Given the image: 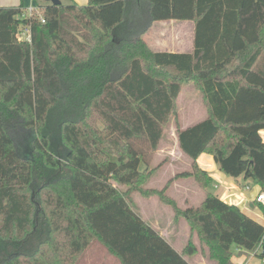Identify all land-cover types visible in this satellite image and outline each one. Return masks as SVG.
<instances>
[{
	"label": "trees",
	"instance_id": "trees-1",
	"mask_svg": "<svg viewBox=\"0 0 264 264\" xmlns=\"http://www.w3.org/2000/svg\"><path fill=\"white\" fill-rule=\"evenodd\" d=\"M23 9L0 6V264H74L94 241L119 264H191L198 253L235 264L258 247L264 259V225L205 191L212 178L196 162L211 154L241 187L264 190V0H71L30 17ZM169 19L193 21L191 51H154L143 39ZM25 26L30 41L16 37ZM189 82L206 111L175 128L189 168L147 188ZM186 178L205 192L180 207L166 191ZM135 195L186 221L180 250L141 217Z\"/></svg>",
	"mask_w": 264,
	"mask_h": 264
},
{
	"label": "rangeland",
	"instance_id": "rangeland-1",
	"mask_svg": "<svg viewBox=\"0 0 264 264\" xmlns=\"http://www.w3.org/2000/svg\"><path fill=\"white\" fill-rule=\"evenodd\" d=\"M39 3H44L47 0H35ZM62 3H68L67 0H60ZM185 29V28H183ZM165 32L167 26L162 24L153 25L149 30L151 34L158 31ZM186 32V31H184ZM178 115L171 119L170 124L167 126L164 137L159 144V148L152 154L151 167L158 166L151 178L145 183L147 188H161L165 182L172 177L176 172L189 168L190 160L179 150L176 143L175 128L177 126L186 127L194 124L206 115L205 108L202 103L201 94L193 87L192 83L183 85L178 97ZM22 155H27V148L20 152ZM159 164V165H157ZM214 181H210L206 186L205 191L213 193ZM180 190V189H179ZM204 190L196 186L192 179L186 178L184 181V191L180 192L176 189L169 188L167 194L177 200L180 207H185L186 204L196 205L202 199ZM181 192L185 195L181 196ZM188 193V195H187ZM189 197V200L184 203L183 197ZM134 200L138 207L141 217L147 221L151 226L156 223L167 225L173 223V213L168 205L159 202L157 197L144 198L139 195L134 196ZM259 217L264 218L263 214ZM174 224V223H173ZM187 226L184 219L179 221L180 232L184 231ZM187 241V236L179 237L177 245L183 246ZM203 256V255H202ZM204 257V256H203ZM197 257L193 261L200 260ZM74 264H119L117 259L109 254L107 250L98 242H92L78 257ZM210 264V263H209ZM241 264H264V259L258 255L248 254L243 257Z\"/></svg>",
	"mask_w": 264,
	"mask_h": 264
},
{
	"label": "crops",
	"instance_id": "crops-1",
	"mask_svg": "<svg viewBox=\"0 0 264 264\" xmlns=\"http://www.w3.org/2000/svg\"><path fill=\"white\" fill-rule=\"evenodd\" d=\"M73 1L78 4H85L87 2V0ZM20 2H22L24 8L27 6H33L37 11L40 10L41 6L49 3L48 0L44 3H39L35 0H0V6H16ZM157 24L160 26L162 24L166 25L167 30L165 32H162L160 30L154 34H151V32L149 31L151 29V26H155ZM193 30L194 23L191 20H159L153 21L148 29L142 34V37L149 45V47L154 51L189 52L192 49ZM260 134L264 140V129L260 130ZM196 162L201 169L207 171V173L214 181V194L218 195L223 201L227 203L237 205L245 214L264 225V218L259 217V214H262L261 211L258 209V207L253 205L255 195L258 191H260V187L258 185L254 184L248 188L241 187V183L239 180H236L219 170L211 154L201 153L197 157ZM184 181L185 179H175L169 188L176 189V191L178 192H180L181 189L184 191ZM180 194L181 196L185 195L183 192H181ZM183 198L184 203L189 200L188 196ZM179 221L177 223H174L173 221L174 224L169 223L168 225L166 223H156L155 226L152 225L155 229L159 230V232L177 250H180L183 247L177 245L179 242V237L183 238L184 236H187L188 238L189 234L187 224V232L186 229L180 232ZM233 252H236V248L233 249ZM197 257H200V260L193 261ZM242 259L243 256L233 257V261L235 262V264H241ZM189 261L191 262V264H209V262L205 259V257L202 256L201 253H198L194 257L189 258Z\"/></svg>",
	"mask_w": 264,
	"mask_h": 264
},
{
	"label": "built area",
	"instance_id": "built-area-1",
	"mask_svg": "<svg viewBox=\"0 0 264 264\" xmlns=\"http://www.w3.org/2000/svg\"><path fill=\"white\" fill-rule=\"evenodd\" d=\"M35 13H37L36 8H34L33 6H27V7H25L23 9L22 16H28V17H30V16H32ZM16 37L19 40L30 41V28H29V26H25L20 31H18L16 33ZM254 200L256 202H258L259 204H261V205L264 206V190L263 191L262 190L258 191L257 194L255 195ZM259 251H260V248L258 247L255 251H252L249 254L255 255Z\"/></svg>",
	"mask_w": 264,
	"mask_h": 264
},
{
	"label": "water",
	"instance_id": "water-1",
	"mask_svg": "<svg viewBox=\"0 0 264 264\" xmlns=\"http://www.w3.org/2000/svg\"><path fill=\"white\" fill-rule=\"evenodd\" d=\"M51 4H59L60 0H48Z\"/></svg>",
	"mask_w": 264,
	"mask_h": 264
}]
</instances>
